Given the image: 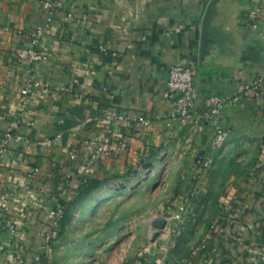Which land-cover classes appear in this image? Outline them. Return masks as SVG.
<instances>
[{"label": "crops", "instance_id": "1", "mask_svg": "<svg viewBox=\"0 0 264 264\" xmlns=\"http://www.w3.org/2000/svg\"><path fill=\"white\" fill-rule=\"evenodd\" d=\"M65 3L81 8L72 22L55 14L38 45L47 57L28 63L12 52L28 45L26 32L42 24L46 12L38 0H0V132L10 126V112L25 81L40 80L49 88L33 89L31 103L18 121V131L27 141L13 146L0 164V264H153L168 252L147 243L143 257H135L141 252L135 250V239H142L138 220L146 238L148 229L141 218L151 206H164V198L159 202L157 196L159 177L165 175L163 191L189 187L190 170H197L198 183L204 179L207 183L208 172L200 173L201 158L196 157L200 151L202 156L210 153L213 136L206 122L170 117L172 106L163 95L167 67L173 63L193 67L199 98L236 94L241 83L264 74V0L255 19L247 15L251 0ZM97 44L114 54L100 56ZM86 47L93 52L87 53ZM107 108L140 113L149 124L130 135L129 146L120 155L83 164L84 140L127 132L122 122L105 123L102 115ZM220 122L231 133L225 149H219L222 144L214 151L215 163L232 151L238 166L247 170L264 135V99L248 96L227 102ZM48 138L52 141L39 143ZM72 151L77 152L74 159L69 156ZM82 173L89 179L85 184L80 182ZM26 184L43 190V207L29 205L32 192ZM230 196L235 197L231 202L235 216L212 234L205 250L194 252V260L249 264L250 253L234 247L232 234H242L247 244L261 243L264 169L260 183L239 184ZM59 202L64 212L44 247L37 232L51 225ZM17 207L22 216L17 235L11 236L4 222ZM154 220V225L161 222ZM191 257L170 261L167 256L160 264H191Z\"/></svg>", "mask_w": 264, "mask_h": 264}, {"label": "built area", "instance_id": "2", "mask_svg": "<svg viewBox=\"0 0 264 264\" xmlns=\"http://www.w3.org/2000/svg\"><path fill=\"white\" fill-rule=\"evenodd\" d=\"M38 1L46 12L44 22L26 32L28 36L27 46L18 48L12 52L13 57L28 63H33L47 57L48 54L39 49L38 45L41 41L43 33L53 22L55 14L61 13L67 22H72L73 18L76 16V12L81 8L78 3L75 4L74 7H68L65 3V0ZM260 10L261 0H251V5L248 9L247 15L250 19H255ZM81 16L83 19H86V14L82 13ZM94 48L100 56H111L114 54L113 52H110L104 44H97ZM85 51L90 53L93 52V49L86 47ZM194 77L195 70L193 67L182 63L170 64L166 70L163 95L170 100L172 106L169 114L170 117L181 118L198 123L206 122L212 126L213 136L210 142V153L208 155H203L199 161L200 173H207L214 161V151L228 139L231 133V130L222 126L220 122L221 110L223 106L227 102L237 101L242 97L253 96L255 98L264 99V74L258 75L251 81L241 83L239 91L232 96H227L220 93H211L204 96L203 98H199L198 91L194 84ZM36 87L41 88L44 92L49 90L48 86L36 79H29L19 87V95L16 101V107L10 112V116L12 118L10 126L6 130L0 132V164L2 163L4 156L13 146L23 144L27 141V138L18 131V121L28 109L32 100V91ZM73 95L75 98H80L78 93H74ZM102 117L106 124H111L117 121L122 122L126 126L127 132L115 138H110L111 136L106 133V135H104L101 139L96 138L84 140L83 150L80 152L83 164L90 159L98 161L101 157H116L120 155L125 150H127L129 146L130 135L139 133L149 124L148 119L142 116L140 113H117L111 108L104 110ZM104 132H108V128H104ZM51 141L52 140L48 138L40 141L39 143H48ZM69 156L71 159H74L77 157V152L72 151L70 152ZM263 169L264 135L258 149L256 160L249 168L250 180L255 183H260ZM80 177V182L83 184L89 181L88 177L84 173H82ZM44 185L46 186V184ZM25 188L31 189L30 185L28 184L25 185ZM201 189V185L197 184L192 188L189 195L197 196ZM31 192L32 201L29 205H31L32 208L43 207V190L34 188L33 190L31 189ZM6 195L8 198L11 197L13 195L12 191L8 192ZM190 208V200H187L186 202H180L174 213L171 215V218L176 222L184 221L191 211ZM227 210L228 212L220 214L219 217L211 221L204 239L196 247L194 252L205 250L207 247L206 241L212 236V234L222 226L223 222L227 218L230 216H235L236 212L233 205ZM63 212L64 204L59 202L52 211L51 225L41 228L37 232V235L40 238V244L42 246L47 247L50 244L53 235L57 231ZM14 214L15 215H12L4 222L6 230L11 236L17 235V221L22 216L21 210L18 207L16 208V211H14ZM167 224V220L161 219V223L159 222L156 226L158 227V230L155 238L166 228ZM150 230L151 226L148 231V237H150ZM250 232H253L256 235V231L251 230ZM231 239L232 244L239 250V252L248 251L250 253L251 256L248 257L249 264H264V241L259 243L256 240L251 244H247L245 237L242 234H232ZM138 254L142 255V252H139ZM166 257V253L160 254L153 260V264H160L164 262ZM194 257L195 254L189 259V263L210 264L208 260L196 261L193 259ZM18 262L20 263L21 259H18ZM134 264H138V262Z\"/></svg>", "mask_w": 264, "mask_h": 264}, {"label": "rangeland", "instance_id": "3", "mask_svg": "<svg viewBox=\"0 0 264 264\" xmlns=\"http://www.w3.org/2000/svg\"><path fill=\"white\" fill-rule=\"evenodd\" d=\"M224 144L219 149L224 148L226 146ZM216 156L214 157L212 167L208 170L206 175L208 178L207 183H205V179L202 183H198L200 177H197V170H190L187 177V179H189V183L187 184L189 187L181 191L177 188L171 191L168 189L163 191L162 188H165L164 184L166 183L164 179L165 175L159 177L157 185L161 188V191L157 196L159 197V202L162 197L164 198V206L162 208L160 206H151L149 213L145 214L141 219H143V222L146 221L148 229L147 234L150 226L152 227L153 225V222L151 223L152 225H150V221L153 218L158 217L160 219H165L168 221V224L156 238L148 236L144 238L145 227L144 224L138 220L139 222L136 228L139 232L141 231L142 239H135L136 251L141 249L139 251L142 252V248L149 243L157 250L167 251V256L170 261H173L175 257L178 258V260H183L192 256L196 247L204 238L203 235L206 230H208L211 221L219 217L220 214L228 212L227 209L232 207V198L234 199L235 197L230 196L231 189L233 188L235 190L239 184L251 181L249 178L250 167L247 170H242V167L238 166L239 162L237 163L232 151L229 152L228 156L223 157L217 163H215ZM213 168H215V170H213ZM197 184H200L202 187L200 193L197 196H190V191ZM187 200L191 201V211L184 221L176 222L171 218V215L180 202H186ZM143 209H145V206ZM148 225L150 226L148 227ZM256 228L257 227H255V229ZM260 229L261 234H263L261 240L264 241V228ZM136 256L143 257V255L138 254H136L135 257ZM148 257L149 256H146L145 260L148 259Z\"/></svg>", "mask_w": 264, "mask_h": 264}, {"label": "bare ground", "instance_id": "4", "mask_svg": "<svg viewBox=\"0 0 264 264\" xmlns=\"http://www.w3.org/2000/svg\"><path fill=\"white\" fill-rule=\"evenodd\" d=\"M155 219H158V217L155 218ZM153 221H155L154 218L151 219L150 222L152 223ZM158 223H159V222H158ZM158 223H157L156 225H154V224H153V225L150 224V225H152L151 230H150V234H149L150 237H152L153 235H155V234L157 233L158 227H156V226L158 225ZM160 223H161V222H160Z\"/></svg>", "mask_w": 264, "mask_h": 264}, {"label": "water", "instance_id": "5", "mask_svg": "<svg viewBox=\"0 0 264 264\" xmlns=\"http://www.w3.org/2000/svg\"><path fill=\"white\" fill-rule=\"evenodd\" d=\"M201 156H202V151H200V152L198 153V155H197V157H196V161L199 160V159L201 158ZM150 166H151V165H150ZM155 236H156V234L153 235L152 238L155 237Z\"/></svg>", "mask_w": 264, "mask_h": 264}]
</instances>
